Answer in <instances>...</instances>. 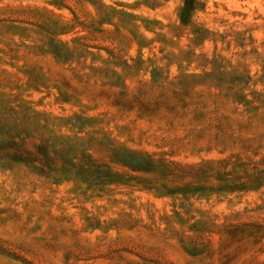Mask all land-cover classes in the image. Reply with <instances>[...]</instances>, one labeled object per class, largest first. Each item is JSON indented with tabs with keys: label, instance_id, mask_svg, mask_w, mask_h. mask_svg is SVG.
Instances as JSON below:
<instances>
[{
	"label": "rangeland",
	"instance_id": "1",
	"mask_svg": "<svg viewBox=\"0 0 264 264\" xmlns=\"http://www.w3.org/2000/svg\"><path fill=\"white\" fill-rule=\"evenodd\" d=\"M197 2L186 25L184 0H0L4 24L30 36L2 37L0 93L50 121L98 117L87 133L103 127L187 171L161 194L102 149L92 154L111 171L100 186L0 166V264H264V0ZM44 20L69 61L30 48ZM171 89L178 114L163 107L176 104ZM142 99L159 111H140Z\"/></svg>",
	"mask_w": 264,
	"mask_h": 264
},
{
	"label": "trees",
	"instance_id": "2",
	"mask_svg": "<svg viewBox=\"0 0 264 264\" xmlns=\"http://www.w3.org/2000/svg\"><path fill=\"white\" fill-rule=\"evenodd\" d=\"M197 4V0H184V6L180 11V19L184 24H190L191 14L196 9ZM99 7L102 11L109 12L111 9L103 3L99 4ZM14 20L6 25L3 19L0 18V41L7 34L11 37L18 36L22 40L29 36L24 33L27 28L15 25L13 23L15 22ZM104 20L108 21V19ZM39 22L40 27H38L39 31L37 33L39 39H37V43L32 41L34 43L33 47L26 45L23 41H18V44L40 52L50 53L58 63L69 61L72 57L67 44L54 38L61 30L54 29L46 20ZM14 29L21 31L22 34L12 33ZM8 30L11 33H8ZM194 30L200 39L210 33L208 29L196 26ZM10 41L7 40V42ZM86 52L89 53V51ZM125 65L127 64L125 63ZM90 67L95 70L92 66ZM109 71L111 75H117L119 78L120 75L114 69H110L107 72ZM172 86L176 87V85ZM171 91H173L176 104L163 107L168 108L170 113L178 114L179 109L176 106L181 105L178 93L182 92H174L177 91L176 89H171ZM161 96L163 97L164 95ZM244 101L248 100L244 99ZM147 105L142 99L138 104L139 110L150 113L159 111V104L155 103L151 105L152 109L147 108L145 110ZM202 115L201 112H198L194 116L196 120H202L204 118ZM101 121L98 117H84L80 114H74L66 121H62L58 117L54 121H50L44 113L34 109L29 101L17 95L0 93V166L9 169L15 166H24L40 175H54V179L57 180L78 178L90 181L92 182L90 184L94 186H100L103 182L102 179H105L111 171L107 161H102L95 154H92L94 151L102 149L108 154L110 162H117L134 171L149 174L147 177H137L142 182L157 187L156 190H160L158 192H162L161 194H171L173 191L171 185L168 184L169 179H181L186 176V169L176 163L165 161L164 159H155L149 155L131 151L114 144L108 131L104 130L103 127L96 130L97 133H100L98 134L99 136H94L93 132L87 133L86 126H91L90 123L92 122L98 123ZM67 124H71L77 129L74 136L63 134L62 128ZM238 128V130L245 131L248 126L243 127V124L240 123ZM81 133H85L87 136L85 138L80 137ZM93 149L94 151H92ZM197 177L200 178V176ZM246 182H242L238 186L233 185L232 187L245 188L247 186ZM225 186L228 188L229 185Z\"/></svg>",
	"mask_w": 264,
	"mask_h": 264
}]
</instances>
